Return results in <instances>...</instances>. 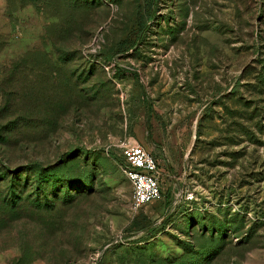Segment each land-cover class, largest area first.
<instances>
[{"label":"rangeland","instance_id":"374dc122","mask_svg":"<svg viewBox=\"0 0 264 264\" xmlns=\"http://www.w3.org/2000/svg\"><path fill=\"white\" fill-rule=\"evenodd\" d=\"M184 262L264 264V0H0V264Z\"/></svg>","mask_w":264,"mask_h":264},{"label":"built area","instance_id":"2783aa9c","mask_svg":"<svg viewBox=\"0 0 264 264\" xmlns=\"http://www.w3.org/2000/svg\"><path fill=\"white\" fill-rule=\"evenodd\" d=\"M122 160L119 165L130 182V203L133 208L156 199L161 194V167L158 160L132 136H123L116 143Z\"/></svg>","mask_w":264,"mask_h":264},{"label":"trees","instance_id":"16d2710c","mask_svg":"<svg viewBox=\"0 0 264 264\" xmlns=\"http://www.w3.org/2000/svg\"><path fill=\"white\" fill-rule=\"evenodd\" d=\"M42 171L43 170H41V171L40 170H37V172H36L37 173L36 174V177H37L38 180H42L41 177H40V175H41L40 173L44 174V172H42ZM56 172L57 171H55L54 168H52V170L50 172H48V173L56 174L55 176H58ZM35 188H36V191H38V189L39 188L41 189L42 187H40V185H36ZM184 264H186V263L184 262Z\"/></svg>","mask_w":264,"mask_h":264}]
</instances>
